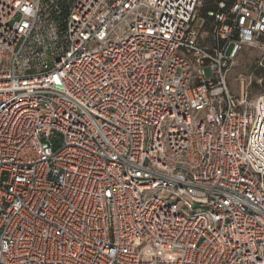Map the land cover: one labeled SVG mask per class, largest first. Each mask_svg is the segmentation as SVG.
I'll use <instances>...</instances> for the list:
<instances>
[{
    "label": "built area",
    "instance_id": "2783aa9c",
    "mask_svg": "<svg viewBox=\"0 0 264 264\" xmlns=\"http://www.w3.org/2000/svg\"><path fill=\"white\" fill-rule=\"evenodd\" d=\"M252 47L264 0H0V264H264Z\"/></svg>",
    "mask_w": 264,
    "mask_h": 264
},
{
    "label": "rangeland",
    "instance_id": "374dc122",
    "mask_svg": "<svg viewBox=\"0 0 264 264\" xmlns=\"http://www.w3.org/2000/svg\"><path fill=\"white\" fill-rule=\"evenodd\" d=\"M229 85L235 95L244 85L252 99L264 92V51L260 47L246 48L239 55L229 72Z\"/></svg>",
    "mask_w": 264,
    "mask_h": 264
},
{
    "label": "trees",
    "instance_id": "16d2710c",
    "mask_svg": "<svg viewBox=\"0 0 264 264\" xmlns=\"http://www.w3.org/2000/svg\"><path fill=\"white\" fill-rule=\"evenodd\" d=\"M211 9H215V7H209V8H205L204 10H203V16L206 14V12L207 11H209V10H211Z\"/></svg>",
    "mask_w": 264,
    "mask_h": 264
}]
</instances>
